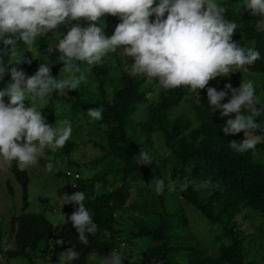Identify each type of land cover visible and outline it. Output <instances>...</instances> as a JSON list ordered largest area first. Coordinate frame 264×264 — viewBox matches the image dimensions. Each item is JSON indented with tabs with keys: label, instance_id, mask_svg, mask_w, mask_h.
Segmentation results:
<instances>
[{
	"label": "trees",
	"instance_id": "trees-1",
	"mask_svg": "<svg viewBox=\"0 0 264 264\" xmlns=\"http://www.w3.org/2000/svg\"><path fill=\"white\" fill-rule=\"evenodd\" d=\"M217 3L225 8V18L239 25L233 41L260 53V59L254 65L246 66L247 71L264 76V32L255 29L260 17L252 16L245 9L244 0H219ZM154 19V16L150 17V21ZM78 22L62 25L63 35ZM118 23L119 18L110 15L97 21L102 28L107 25L115 28ZM57 32L58 36L62 35ZM59 39L53 45H44L37 55L24 59L23 71L27 76L35 74L40 63L49 62L51 74L60 79L63 63L58 60L60 53L56 50ZM26 48L18 41L16 53ZM14 56L0 52V66H11ZM112 57L115 64L98 63L91 67L93 82H90L95 87L85 90L86 84H82L70 101H67V95L54 92L45 98L40 110L46 115L62 105L72 112V119L80 116L88 119V109H103L102 119L93 123L102 133L100 141L95 143L101 155L92 162L97 172L88 180L57 173V177L67 178L68 195L76 191L85 193V206L98 226L96 233L87 236V244L79 241L78 233L67 220L75 210L73 204L64 205L66 222L59 226L44 213L28 212L29 170L20 171L14 163L12 173L22 187L24 206L19 214L8 219L10 235L6 239L0 229V255L9 262L21 258L34 264V255L44 261L50 257L52 264H59L60 254L65 248L74 246L79 258L72 264H88L91 255L108 257L118 248L123 264H134L127 248L131 251L138 242H143L148 258L141 264H264L261 229L259 235L249 236L237 221L246 210L264 213V164L255 158L264 152V114L253 117L261 126L254 135L263 140L257 142L253 150L241 154L230 149L229 144L243 141L244 133L225 135L222 131L226 120L234 119L235 114L221 118L220 111L210 108L207 103V87L220 91L230 83L233 88H238L242 83L239 77L232 73L228 77H217L205 89L197 90L200 96L185 87L169 90L160 87L158 92L157 82L124 69L119 50L113 52ZM28 60L31 64L26 62ZM112 68L118 72L115 80L120 87L110 92ZM10 80L11 77L5 74L0 79V90ZM254 87L256 97L264 105V84L260 87L255 83ZM4 99L7 103L8 98ZM227 102L228 97L223 103ZM184 103L189 106L190 114L175 115L174 111ZM241 114L248 113L242 110ZM155 136L162 145L156 144ZM75 148L76 143L71 141L64 146L67 155ZM141 150L148 152L152 163L141 164L138 156ZM70 161L69 169L79 173L80 165ZM47 163L50 161L45 160L44 164ZM169 176L175 181V191L168 190ZM185 177L191 180L187 190L181 188ZM153 178L165 180L163 194H156ZM206 179L211 180V186L198 188ZM187 206L200 212L208 226L221 228L222 234L215 235L213 243H208L217 249L214 253L203 248L207 245L203 236L197 240L192 234ZM128 210L136 215H130L129 222H123V215ZM12 239L14 248L9 245ZM224 239L227 242L218 246ZM57 240L64 243L57 245ZM256 240L260 241L256 243Z\"/></svg>",
	"mask_w": 264,
	"mask_h": 264
},
{
	"label": "clouds",
	"instance_id": "clouds-1",
	"mask_svg": "<svg viewBox=\"0 0 264 264\" xmlns=\"http://www.w3.org/2000/svg\"><path fill=\"white\" fill-rule=\"evenodd\" d=\"M244 5L252 16L260 17L256 31L264 32V0H244ZM224 13L225 8L216 0H158V3L157 0H0V43L3 44L0 52L10 55H15L18 41L32 46L37 37H44L61 25L81 19L90 22L88 27L73 25L56 43L58 60L63 63L61 71L65 74L62 79L51 74L49 62L40 63L31 76L13 66L24 62L22 59L11 66H0V79L5 74L11 77L0 90V158L8 163L15 161L18 169L24 171L38 163L46 148L53 152L62 149L72 134L70 122L63 120L58 126L49 125L42 111L29 100L43 103L54 92L66 94L65 90H77L85 81L81 64L86 63L90 71L109 52L120 50L132 58L130 70L134 75L155 81L165 90L185 87L198 96L197 90L205 89L217 77H228L234 70L247 71L246 66L254 65L260 53L233 41L239 25L227 20ZM109 15L118 17L120 23L113 35L106 37L97 21ZM153 16L155 19L150 21ZM26 62L31 64V60ZM226 97L228 102L223 103ZM25 101L30 106L26 107ZM207 103L220 111L221 118L235 114L234 119L226 120L222 131L225 135L243 132L244 139L232 141L230 149L243 154L255 148L260 137L254 132L261 126L253 117L264 114V105L256 97L251 80H243L238 88L226 84L220 91L207 87ZM242 110L248 114L242 115ZM102 112L101 108H90L88 116L100 120ZM138 156L142 165L152 163L147 151L141 150ZM52 169L53 165L47 163L46 170ZM170 177L168 190L175 191V181ZM152 182L156 194H163L165 180L153 178ZM190 183L185 177L181 188L187 190ZM209 186L211 180L206 179L198 188ZM72 187L76 188L74 184ZM61 199L64 205L76 206L67 220L78 233L79 241L87 244V236L95 234L98 226L85 206V193L76 191ZM63 243L56 241L57 245ZM78 258L75 247H68L60 254L59 264H72ZM100 261L101 264L124 262L116 249ZM47 264H51L50 257Z\"/></svg>",
	"mask_w": 264,
	"mask_h": 264
},
{
	"label": "rangeland",
	"instance_id": "rangeland-1",
	"mask_svg": "<svg viewBox=\"0 0 264 264\" xmlns=\"http://www.w3.org/2000/svg\"><path fill=\"white\" fill-rule=\"evenodd\" d=\"M219 0H216L218 2ZM158 3V0H157ZM81 27H88L89 21L85 19H81L79 22ZM77 24V23H76ZM102 29L103 34L106 37H111L114 33L115 28L113 26L107 25ZM57 30L63 35L64 29L63 26H59L58 29L49 32L44 37H37L35 43L32 46H27L25 50H20L15 54L14 60L12 64L17 63L20 59L24 61L26 57L34 56L39 53L40 48H44V45L50 46L53 45L58 37L63 38L62 35L58 36ZM122 50V49H121ZM113 52H109L108 56L104 57L100 63H113L115 64L114 58L112 57ZM119 57L122 60L124 69L127 70L128 73H132L130 68L134 63V60L130 57L124 56V53L119 50ZM79 63V62H78ZM18 69L23 70V62L18 65H13ZM92 67V66H91ZM81 71L85 76V81L81 83L86 84L85 90L89 88L95 87L94 83H91V70L89 71V66L86 63L81 64ZM232 74L239 77L241 82L243 80L248 81L251 80L253 84H257L261 87L264 84V76L260 74H254L249 71L243 70H234L231 72ZM230 73V74H231ZM64 73L60 72V79L64 77ZM118 72L116 68H112V71L109 75L111 78L109 86L110 92L120 87L118 81L115 80L117 78ZM93 82V81H92ZM160 90V86L157 85ZM78 87V88H79ZM77 88V89H78ZM84 89V88H83ZM97 89V88H96ZM158 90V92H159ZM67 95V101H70L76 94L77 90H65ZM156 92L154 97L157 95ZM64 94V93H62ZM99 98V97H97ZM97 100V99H96ZM30 103H33L37 110L43 109V103L29 100ZM26 107L30 106L28 101H25ZM68 110L67 106H58L54 111L48 114H44L43 116L46 118V122L49 125L58 126L60 121L68 120L72 126V134L68 141L76 143L75 151L70 155L65 153L64 147L55 152L50 149H45L44 154L41 158H39L38 163L35 165H31L28 167L29 175H30V184H29V199L27 203V211L28 212H37L44 213L48 219L55 225L59 226L66 222V215L64 212V203L65 201L61 198L67 194L69 183H67V178L65 177H57V173L64 172L67 174V171H74V169H69L70 160L76 161L80 165L79 173L81 178L84 180H88L93 177L95 172H97V168H94L93 161L101 155V151L99 148L95 146L97 141H100L101 131L98 130L97 127L93 125L96 120H92L90 118L86 119L82 116L72 119V112ZM181 112H185V114H190L189 106L184 103L181 107L174 111L175 115H179ZM89 123H92L89 124ZM263 138L257 142H261ZM156 144L162 145V142H159L158 137L155 136ZM256 160L260 163L264 164V152H260L255 156ZM45 160H49L53 165L52 171L46 170V165L44 164ZM16 163L15 161L8 163L5 162L2 158H0V229L2 230L3 237L6 239L10 235L9 227H8V219L14 215H17L23 209V190L19 183L15 180V177L12 173V166ZM69 177V176H67ZM144 185V184H143ZM142 185V186H143ZM10 189H13V193H10ZM135 196V194L133 195ZM186 211L191 220V232L197 240H200L202 236L204 237L207 245H204L203 248H207L209 253H214L217 249L212 248V246L208 245V243H213L215 235H221L222 230L218 226H208L209 224L205 223V219L201 217V213L195 210L192 206H187ZM65 218H64V216ZM136 215L134 211H126L123 215V222H129L130 215ZM238 225L245 231V233L249 236L253 234L259 235V229H261V234H264V213L260 211L254 210H246L243 214L238 216ZM213 230V232H212ZM211 232V235L209 234ZM260 240H256L255 242H259ZM226 243L227 241L224 239L223 242H220L218 246H221L222 243ZM11 248H14L13 239L9 243ZM43 245L41 246V248ZM129 247V245H128ZM39 249V251L41 250ZM131 248H127V252L131 255V261L134 264H141L147 260V255L145 254V248L143 242H138L135 246ZM253 250V249H252ZM255 250V249H254ZM37 255H40L38 252ZM34 264H47V261H44L40 257H35ZM100 258H107L106 256H102L99 254H93L89 257L88 264H101ZM0 264H31L27 259L17 258L12 261H8L5 257L0 255ZM52 264V263H51Z\"/></svg>",
	"mask_w": 264,
	"mask_h": 264
},
{
	"label": "built area",
	"instance_id": "built-area-1",
	"mask_svg": "<svg viewBox=\"0 0 264 264\" xmlns=\"http://www.w3.org/2000/svg\"><path fill=\"white\" fill-rule=\"evenodd\" d=\"M67 175L68 176H72L75 179H80L81 178V175L80 174H73L72 172H67ZM122 247H125L124 243H122ZM116 250L119 252L118 248H116Z\"/></svg>",
	"mask_w": 264,
	"mask_h": 264
}]
</instances>
